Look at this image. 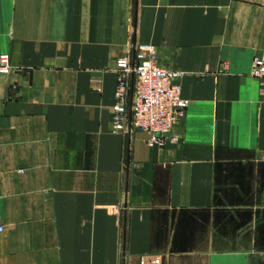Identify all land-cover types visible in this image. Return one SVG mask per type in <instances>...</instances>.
I'll list each match as a JSON object with an SVG mask.
<instances>
[{
	"label": "crops",
	"instance_id": "1",
	"mask_svg": "<svg viewBox=\"0 0 264 264\" xmlns=\"http://www.w3.org/2000/svg\"><path fill=\"white\" fill-rule=\"evenodd\" d=\"M144 42L191 100L164 145L113 127ZM1 53L0 264H264V0H0Z\"/></svg>",
	"mask_w": 264,
	"mask_h": 264
},
{
	"label": "built area",
	"instance_id": "2",
	"mask_svg": "<svg viewBox=\"0 0 264 264\" xmlns=\"http://www.w3.org/2000/svg\"><path fill=\"white\" fill-rule=\"evenodd\" d=\"M15 68L9 53L0 54V73L10 74ZM184 73L157 62L156 47L138 43L131 57L120 59L118 84L113 106V127L116 131H143L151 144L164 145L168 135L191 104L182 96L179 80ZM260 85L264 101V55L254 58L252 72ZM177 140V137H172ZM4 225L0 222V233Z\"/></svg>",
	"mask_w": 264,
	"mask_h": 264
}]
</instances>
